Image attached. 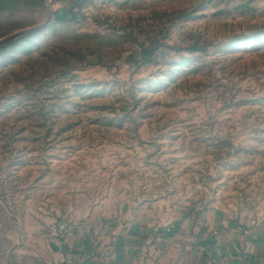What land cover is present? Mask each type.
Returning a JSON list of instances; mask_svg holds the SVG:
<instances>
[{"label": "rangeland", "instance_id": "rangeland-1", "mask_svg": "<svg viewBox=\"0 0 264 264\" xmlns=\"http://www.w3.org/2000/svg\"><path fill=\"white\" fill-rule=\"evenodd\" d=\"M0 40V234L264 216V0H0Z\"/></svg>", "mask_w": 264, "mask_h": 264}, {"label": "crops", "instance_id": "crops-1", "mask_svg": "<svg viewBox=\"0 0 264 264\" xmlns=\"http://www.w3.org/2000/svg\"><path fill=\"white\" fill-rule=\"evenodd\" d=\"M209 198L128 203L109 221L0 234V264H264V216L237 218Z\"/></svg>", "mask_w": 264, "mask_h": 264}, {"label": "built area", "instance_id": "built-area-1", "mask_svg": "<svg viewBox=\"0 0 264 264\" xmlns=\"http://www.w3.org/2000/svg\"><path fill=\"white\" fill-rule=\"evenodd\" d=\"M65 236H66V231H65V227H60V229L58 230V233L56 234V237L62 241L65 240Z\"/></svg>", "mask_w": 264, "mask_h": 264}, {"label": "water", "instance_id": "water-1", "mask_svg": "<svg viewBox=\"0 0 264 264\" xmlns=\"http://www.w3.org/2000/svg\"><path fill=\"white\" fill-rule=\"evenodd\" d=\"M30 31H32V29L27 30V31L18 32V33L14 34V35H18V34H21V33H24V32H30ZM14 35H12V36H14ZM12 36H9V37H7V38H5V39H8V38H10V37H12ZM5 39H2V40H5ZM2 40H0V41H2Z\"/></svg>", "mask_w": 264, "mask_h": 264}]
</instances>
